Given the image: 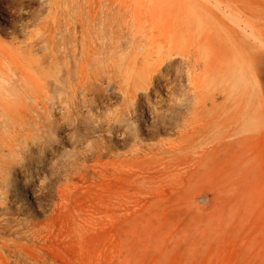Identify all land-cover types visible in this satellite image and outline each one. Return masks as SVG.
Returning a JSON list of instances; mask_svg holds the SVG:
<instances>
[{
  "label": "bare ground",
  "instance_id": "obj_1",
  "mask_svg": "<svg viewBox=\"0 0 264 264\" xmlns=\"http://www.w3.org/2000/svg\"><path fill=\"white\" fill-rule=\"evenodd\" d=\"M41 1L0 0V26L13 29L15 40L16 35L27 37L10 49L0 43V264H119L124 245L112 239L103 241L101 246L96 244L97 249H94L88 242H77L76 238L71 237L70 230L64 231L70 216L64 209L77 191L78 195L84 196L83 200H88L92 194L94 198L90 205L81 204L77 209L78 216L73 215L77 221L79 218L83 222L92 221L96 212L116 210L113 199L124 193L125 185L110 184L112 187L105 191L96 190L100 184L92 185L95 180L115 178L120 181L123 177L118 172L125 171L126 166L130 169L127 181L156 190L157 185L165 179L175 181L181 174L187 178L214 175L216 158L219 164L217 174L223 178L216 187L218 199L231 209L232 214L233 202L247 191L253 193L258 181L264 177V156L257 151V140H253L252 135L245 136L249 121L261 116L242 113L240 128L226 133L231 137L240 134L239 141L216 142L208 148L201 146L190 155L188 143L197 141L203 135V129H206L205 125L209 124L207 120L204 119V123L199 119L202 102L198 83L207 65L201 67L199 74L197 69L187 70L188 83L193 84V94L188 99L190 102L173 99L184 80L183 71L175 58L181 44V54L188 52L193 43H196L197 50L203 47L212 49V35L203 33L196 42L191 37V27H187L175 31V35L166 40H155L152 45L153 49H159L156 53L153 50L140 58L135 52L126 54L119 50L117 52L122 57L111 56L109 61L100 62L93 58L98 54L99 42L103 41L100 36H120L113 29L114 15L102 14L98 4L76 2L68 15L53 28L51 50L47 42L42 45L31 40L34 34L30 28L39 23L38 6ZM192 7H203L209 11L200 4H192ZM215 7L222 11L218 4ZM22 15L30 16L32 22H22ZM212 16L214 24H219L231 41V48L225 45L218 50L220 60L228 56L229 61L231 56L234 61L233 67L227 69L226 83L236 86L251 79L260 89V74L251 67L250 70L245 67L246 48L237 39L238 34L242 37L241 34L251 32L247 30L248 25H242L225 11H222V17L214 13ZM126 25L128 27V22ZM249 36L254 38L252 48L260 50L264 47L261 36L253 33ZM47 50L52 54L50 67L54 79L52 129L42 131L46 126L41 121V115H47L48 120L51 113L46 103L49 100L47 86L38 75L49 59L45 52ZM39 52L43 53L40 59L36 57ZM25 60L38 64L25 68L22 64ZM157 90L167 91L168 101L152 99L151 94L155 96ZM20 91L28 94L27 99L32 101L27 108L16 107L11 99L8 100L20 96ZM224 92H229L226 86L216 84L213 94L203 96L204 101L207 99L213 103V99ZM116 97H120L122 109L111 116L109 105ZM63 104L65 111L59 120L57 111L62 112ZM71 109L78 111L72 114ZM71 119L76 127L73 132L76 145L83 151L66 162L61 155L64 152L61 144L64 139H69L64 127ZM145 122L149 123V128L143 125ZM141 124L149 139L140 141L149 142L146 144L148 150L142 149L139 144L130 146L129 141L136 138L137 128ZM40 131L49 138L38 151V156L23 154L26 145H21L19 139L34 137ZM102 135L121 140V146L127 147L129 144L131 157L127 159V164H118L112 159L104 161L108 149L96 139ZM261 135L264 136V131H261ZM234 144H241L240 150L235 151L232 148ZM200 181L196 188L200 194L203 188L214 191V181ZM102 191H108L109 196L105 197L100 193ZM212 203L214 206V199ZM23 205L35 208V212L43 215L44 220L32 225L25 218L16 216ZM12 208H15V212H12ZM253 227L249 224L248 230ZM55 239H58L62 253L50 249L48 244L54 243ZM72 245L74 248L68 253L66 248ZM124 258L121 264H131L129 250L124 252Z\"/></svg>",
  "mask_w": 264,
  "mask_h": 264
},
{
  "label": "rangeland",
  "instance_id": "obj_2",
  "mask_svg": "<svg viewBox=\"0 0 264 264\" xmlns=\"http://www.w3.org/2000/svg\"><path fill=\"white\" fill-rule=\"evenodd\" d=\"M76 2L98 4L102 14L115 17L113 29L118 31L120 36H100L103 41L99 42L98 54L93 57L100 62L109 61L111 56L122 57L117 52L119 50L126 54L135 52L140 58L153 50L156 53L159 49H153L154 45H152L155 40H166L173 37L175 31H182L187 27H191V37L196 42L203 33L212 35V49L203 47L204 49L197 50L196 43H193L188 52L181 54L183 48L181 44L182 47L175 56L179 69L183 71L184 80L183 84L178 86L173 96L174 100L177 98L189 101L188 99L193 94V84L188 83L187 70L197 69V74H199L201 67L207 65L198 83L199 99L201 98L202 102L199 106V119L204 123L207 120L209 124L205 125L206 129H203L204 133L197 141L188 143L189 153L193 155L201 146L208 148L210 145L214 146L216 142L236 143L239 141L240 134L231 137L226 133L238 130L242 122L241 114L247 113L253 117L254 115L261 116L260 119L255 117L249 121L245 136H254L253 140H257V151L263 153L262 156H264V136L261 135V131H264V47L260 50L252 48L251 43L254 42V38L249 36L253 33L255 36H261L264 41V0H43L38 6L39 23L30 28L34 34L31 40L42 45L47 42L52 50L53 28H56L59 22L68 15V11ZM192 4L203 5L209 11L203 7L193 8ZM216 4L221 7L222 11L232 14L233 19L242 25H248L247 30L251 32L241 34L242 37L238 34L237 39L246 48L245 67H249V70L251 67L253 71L257 70L260 74V89L251 79L238 83L236 86L226 83L227 69L233 67L234 61L231 56L229 61L228 56L220 60L219 47L228 45L231 48V41L220 25L214 24L212 13L222 17V11L216 9ZM21 18L24 23L32 22L30 16L22 15ZM226 21L240 31L236 25ZM126 22H128V27ZM12 33L13 29L8 30L0 26V43L9 49L17 45L19 40L27 39L26 36L16 35L15 40ZM45 52L49 59L39 70L38 75L41 82L47 86L46 94L49 100H46V103L49 110L51 108V113L48 120L47 115L45 117L42 113L41 121L46 126L42 131L52 129V82L54 81L52 67H50L52 66V54L49 50ZM42 56L43 53L39 52L36 57L40 59ZM154 56L157 57V55ZM22 64L25 68H33L38 63L25 60ZM216 84L226 86L229 90L228 94L225 92L218 94L213 99V103L207 99L204 101L203 96L207 93L213 94ZM20 92V96L10 97L8 100L11 99L16 107L27 108L32 101L27 99L28 94ZM165 92L167 91L157 90L155 96L151 94V98L168 101L169 98ZM64 108L63 104L62 112L57 111L59 120L63 117ZM121 109V99L116 97L108 110L110 115L114 116L113 113ZM70 111L76 114L78 109ZM143 125H148L146 127L149 128V123L145 122ZM143 125L138 126L136 138H132L129 142L130 146L139 144L142 149L148 150L146 144L149 142L140 141L149 139ZM64 128L69 139L62 141L61 147L64 152L61 155L67 162L68 159L72 160L79 155L83 148L76 145L75 134H73L76 127L72 119ZM48 138L41 131L34 137L20 138L19 143L26 145L22 153L31 154L36 158L38 151L44 147ZM96 139L108 149L104 161L112 159L119 162L118 164H127L129 161L127 159L131 157L129 144L127 147L121 146V140L110 139L103 135ZM232 148L238 151L241 144H234ZM218 167L219 164L214 158V175L203 174V176L196 175L187 178L186 175L181 174L175 178V181L165 179L157 185L156 190H151L131 180L127 181L126 177L129 176L130 169L126 166L125 171L118 172V175L123 177L120 181L109 178L104 181L95 180L92 185L95 187L96 184H100L96 188L97 191L109 189L112 187L110 184L125 185L124 193L113 199L117 205L116 210L96 212L92 221L83 222L80 218L77 221L75 218L78 216L77 209L81 207V204L90 205L94 198L92 194L88 200L86 198L83 200L84 196L78 195L76 191L64 209L70 214L64 225V231L70 230L71 237L76 238L77 242H88L91 247H95L94 249H97L96 244L101 246L103 241L115 239L125 247L121 249L120 253L123 254L119 264L125 260L124 252L127 250L131 253V264H264V177L258 181L253 193L247 191L233 202L231 214V209L229 210V207L218 199L219 193L216 187L223 179L217 174ZM203 179L214 181V191L203 188L200 194L196 190L200 180ZM103 191L100 193L108 197V191ZM201 196L203 197L200 198ZM12 212H15V208H12ZM15 215L25 218L32 225L44 220L43 215L35 212V208L28 205H23ZM79 222L82 225H79ZM249 224L254 226L253 229L248 230ZM94 235L97 237L93 238ZM48 245L51 250L60 253L63 251L58 239ZM73 248V245L67 247L66 251L71 253Z\"/></svg>",
  "mask_w": 264,
  "mask_h": 264
}]
</instances>
